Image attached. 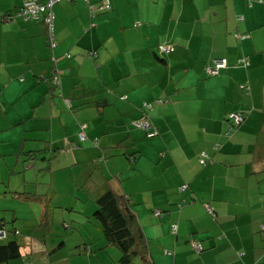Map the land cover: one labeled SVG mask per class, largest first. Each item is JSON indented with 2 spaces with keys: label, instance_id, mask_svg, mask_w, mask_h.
I'll list each match as a JSON object with an SVG mask.
<instances>
[{
  "label": "crops",
  "instance_id": "0c3cea01",
  "mask_svg": "<svg viewBox=\"0 0 264 264\" xmlns=\"http://www.w3.org/2000/svg\"><path fill=\"white\" fill-rule=\"evenodd\" d=\"M29 1L0 0V13ZM110 2L109 11L94 16L84 0L55 4L52 49L44 22L0 21V153L10 149L2 133L13 127L21 131L15 149L36 147L41 138L31 132L41 129L59 149L73 141L66 144L67 165L92 159L98 170L79 196L108 186L127 197L153 264H264V0ZM159 45L172 49L159 53ZM214 58H226L228 67L206 77L202 67ZM54 69L60 84L51 93ZM141 107L158 131L154 136L130 125ZM229 110L244 114L236 128L226 120ZM80 122L86 123L83 141ZM55 126L64 140L54 139ZM200 153L210 156L204 165ZM81 234L71 246L64 239L50 256L37 252L32 264H123L118 250L100 249L102 238L92 229ZM192 239L201 241V250ZM43 243L48 249L59 244Z\"/></svg>",
  "mask_w": 264,
  "mask_h": 264
},
{
  "label": "rangeland",
  "instance_id": "374dc122",
  "mask_svg": "<svg viewBox=\"0 0 264 264\" xmlns=\"http://www.w3.org/2000/svg\"><path fill=\"white\" fill-rule=\"evenodd\" d=\"M75 90L78 91L79 89L76 88ZM38 112L43 115V108H39ZM34 120H30L29 125H34ZM16 133L18 134L14 144H9L12 142ZM20 134V129L16 127L9 128L2 133V136L10 139L3 146L4 148H8L9 146L10 149H1L5 153H0V217L3 216L9 228L14 227V225L16 227L18 226L19 232L16 235L22 243L21 247L27 248L31 239L41 240L40 242H42L44 235H46L45 239L48 243L51 239L54 243L56 241L59 243L62 239H65V244L71 246L70 241L73 237L81 233L89 235V231L92 229L93 235L98 237L97 241H100L99 235L102 238L103 246L100 248L102 251L106 252V248H109V250L112 248L117 251L115 246L106 244L102 229L92 215L97 206L94 199L91 197L84 198L86 195H83V198L79 196L80 192H83L82 190L90 188L89 180L98 178L96 166L89 164V162H92V159L85 161L80 159L75 165H67L65 153L70 152V149L68 148L66 150L65 148L66 144L72 146L73 141H62L61 144L64 149H55L44 143L45 139L48 140L50 138V131L41 129L31 132L33 136L41 138V141H38L36 147L33 148L40 149V151L37 152L36 158L30 161L24 160L26 156L21 153L17 154V149H15V144L18 142ZM53 136L54 139L61 138L64 140L63 128L55 126ZM71 140L74 139L71 138ZM82 147L84 146L80 145L75 150ZM48 163L50 166L49 171L40 170ZM88 178L90 179L88 180ZM32 180H37L36 184L40 192L49 190L53 193L50 201V220L49 223H45L42 227L34 226V222L40 213V206L37 202L9 197L4 194V191L7 190L24 189L25 184H28L26 181ZM12 211L17 215L15 220L11 218ZM53 211H55L56 217L54 223H52ZM58 220L59 223L57 222ZM51 226L52 230H49ZM58 234L60 235L59 238ZM37 245H34L37 249L43 246L42 243ZM67 246L64 245L57 252L63 249L66 250L68 248Z\"/></svg>",
  "mask_w": 264,
  "mask_h": 264
},
{
  "label": "trees",
  "instance_id": "16d2710c",
  "mask_svg": "<svg viewBox=\"0 0 264 264\" xmlns=\"http://www.w3.org/2000/svg\"><path fill=\"white\" fill-rule=\"evenodd\" d=\"M33 1H35L37 3H43L46 0H42V1L33 0ZM61 1H69V2L71 1L72 2L75 0H58V1H56L52 5L53 13H54V10H53L54 5L61 2ZM84 1L86 2V5L88 7L89 15L91 14L90 16H94L98 12L109 11V9L112 8V7H110L109 9L100 10L99 9L100 3L103 0H100V2H97L98 0H88V1L84 0ZM25 4H22L21 6L15 7L13 9L2 11L0 13V21L5 23L7 21L10 22V21L14 20L16 17H20L25 21H42L45 23L43 14H41L39 16V19L32 18V17H26V15L23 13ZM90 5H93V8L90 9ZM54 19H55V13H54ZM54 19H53V24H52V36H53V28H54ZM46 27H47V31H48V33H47V45L50 49H52L54 47L55 43H54L53 38H52V41L50 40V31H49L47 24H46ZM51 42H53V45H51L52 44ZM171 49H172V47H171ZM171 49H169L168 51H162L160 49V45L157 47V51L159 53L169 52V51H171ZM93 54H94V51H91V55H93ZM67 56H68V54H67ZM51 60L54 62L55 57L52 56ZM212 60H211V62L204 64L202 67V69L204 71V75L206 77L219 75L223 69H226L228 67V62H227V66L225 68L220 69L217 74L210 75L209 73L206 72L205 67L207 65H211ZM247 62H248V60H247ZM245 66L247 67L248 64ZM48 80L50 82L49 91H51V93H53L52 90H54L55 88H58L59 84H60V75L58 74V71L56 69H54L52 71ZM123 98H125V97L122 96L121 99H123ZM64 103L67 105L68 108L72 107L69 100L64 101ZM148 105H149L148 107H150V104H148ZM141 109H142L141 115L138 118L131 119L130 125L134 128L142 129L146 133V136H154L158 131H157L156 127L153 125V123L151 122V120L149 119L150 116L146 112V110H143L142 107H141ZM229 112H238V111L237 110H229L226 113V120L230 123V128L231 129L234 127L236 128L240 122L236 123L230 117H228ZM143 117L145 119H147V121L149 122V127L141 128V127H138V126L133 124V122L138 121L139 119H142ZM82 124L86 125V123H79V130L77 132V135H78L79 131L81 130ZM84 131H85V128H84ZM151 133H153V134L151 135ZM78 139H79V137H78ZM90 140L92 141V144L94 146H96L98 144L97 143V141H98L97 137L91 138ZM94 141H96V143ZM44 143H46L47 146L48 145L50 147L52 146L55 149L60 148L59 146H55V145L51 144L49 142V140H44ZM17 150L18 151L16 153L17 154L21 153V154L25 155L26 157L24 160H27V161H30V160L36 158L37 152L40 151V149L22 150L21 147H19ZM204 154H206V153H204ZM131 156L134 157L135 155H131ZM126 157H128V155ZM132 157H129V159L132 160ZM199 158H200V161L204 160V161H201V163L204 165L209 161L210 156L209 155L207 156V154H206V156H202L200 153ZM98 159L102 161L105 159V157L103 155L102 156L100 155V156H98ZM49 169H50V166L48 163L46 166H44L40 170L49 171ZM26 183H28V184H25L24 189L8 190L6 192H7V194H9L8 195L9 197L22 198V199L37 202L40 206V213L37 217V220H38L37 223H38L39 227H42L43 225H45V223H49V220H50V215H51L50 201H51V198L53 196V193H51L49 190H47L45 192H40L37 188V184H36L37 180L26 181ZM100 189L101 188H98V187L92 189V191L88 192L87 197L93 198L94 202L97 205L96 208L94 209V212L92 215L98 221V223L102 229V232L104 234V238L106 239L105 240L106 244L107 245H113L117 248V250L119 252L117 260L123 264H133V263H136V261H138L139 264H153L151 257H150V250L148 247L147 238H146L145 233L143 231L142 225H141V223H140V221L136 215V212L131 206L129 199L122 194L116 193L112 188H110L108 186H104L103 189H101V190ZM80 193H82V192H80ZM206 203L209 204V202H206ZM212 209H213V207H212ZM53 213H54V211H53ZM210 213L212 215H214L215 210L213 209L212 212H210ZM14 215H13V217L16 216V215L15 216ZM52 216H53V214H52ZM54 222H55V218L52 217V223H54ZM69 225H71V223H69ZM263 225H264V223H262L260 225V229L263 231L262 235L264 236V230L262 228ZM51 227L49 228V230H51ZM1 229L4 230V235H0V264H17L20 261L23 264H32V262L34 261V255H37V252L42 251V253H45L47 256H50V254L54 253L52 251H54L56 248H58L59 245H61L64 241V239H62L59 242V244L57 243L58 246H55V248L48 249L49 247L43 243V240H45V238H46L45 237L46 235H44L45 238L44 237L42 238V244H43L42 250H41V248L39 250H37V248H34L33 244H30L31 249L28 252L23 253L21 251L22 243L19 240V237H17V235H16L17 232H19L18 228L15 225H14V227L9 228L7 225V221H5L3 219V216H1L0 217V230ZM81 235L82 234H80V236ZM30 242H32V239L30 240ZM87 250H90L89 247L87 248ZM195 250L199 251L197 249H195Z\"/></svg>",
  "mask_w": 264,
  "mask_h": 264
},
{
  "label": "built area",
  "instance_id": "2783aa9c",
  "mask_svg": "<svg viewBox=\"0 0 264 264\" xmlns=\"http://www.w3.org/2000/svg\"><path fill=\"white\" fill-rule=\"evenodd\" d=\"M58 0H46L43 3H37L35 1H29L27 2L24 6V10L23 13L26 15V17H32V18H36L39 19V16L41 14L44 15V21L47 24L49 31H50V40L52 41V24H53V19H54V13L52 11V5ZM88 1V0H87ZM261 1V0H260ZM111 7V2L110 0H103L100 3V7L99 9H109ZM93 8V5H90V9ZM239 17V18H238ZM237 19L242 20V16H238ZM234 36L238 37V38H243L245 37L244 34L239 33L238 31L234 32ZM53 45V42H51ZM160 49L162 51H168L169 49H171V47L169 45H160ZM238 62H240L242 65H247V59L246 58H241L238 60ZM227 66V60L226 58H214L212 60L211 65H207L205 67V70L207 73H209L210 75H214L217 74L218 71L222 68H225ZM228 117H230L234 122L239 123L242 122L244 119V114H242L241 112H229L228 113ZM134 125L141 127V128H147L149 127V122L147 121V119H145L144 117L142 119H139L138 121L133 122ZM85 124L81 125V130L78 133V137L81 141L86 139V133L84 131L85 128ZM153 133H151L152 135ZM96 143V141H94ZM202 156H206V154L201 153ZM204 161V160H201ZM186 187L185 185H181L179 187L180 190H184ZM207 206V209L209 210V212H212V206L208 203L205 204ZM155 213L158 214L160 213V210H155ZM177 228V224L175 222H173L171 224V231L175 232ZM262 228H264V225L262 226ZM0 235H4V230L1 229L0 230ZM191 244L192 246L197 249V250H201L202 249V243L200 240L198 239H192L191 240Z\"/></svg>",
  "mask_w": 264,
  "mask_h": 264
}]
</instances>
